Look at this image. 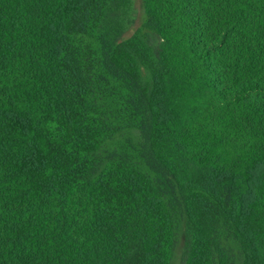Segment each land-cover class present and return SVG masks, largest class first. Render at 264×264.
<instances>
[{
	"label": "trees",
	"instance_id": "16d2710c",
	"mask_svg": "<svg viewBox=\"0 0 264 264\" xmlns=\"http://www.w3.org/2000/svg\"><path fill=\"white\" fill-rule=\"evenodd\" d=\"M264 264V0H0V264Z\"/></svg>",
	"mask_w": 264,
	"mask_h": 264
},
{
	"label": "rangeland",
	"instance_id": "374dc122",
	"mask_svg": "<svg viewBox=\"0 0 264 264\" xmlns=\"http://www.w3.org/2000/svg\"><path fill=\"white\" fill-rule=\"evenodd\" d=\"M173 264H181V263H180V258H177L176 261H174Z\"/></svg>",
	"mask_w": 264,
	"mask_h": 264
}]
</instances>
